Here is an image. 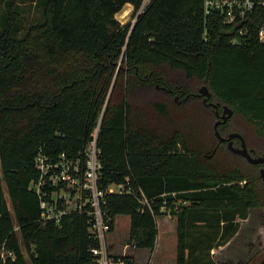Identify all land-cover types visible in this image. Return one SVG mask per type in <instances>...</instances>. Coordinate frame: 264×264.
Returning a JSON list of instances; mask_svg holds the SVG:
<instances>
[{"label":"trees","instance_id":"obj_1","mask_svg":"<svg viewBox=\"0 0 264 264\" xmlns=\"http://www.w3.org/2000/svg\"><path fill=\"white\" fill-rule=\"evenodd\" d=\"M203 1L152 0L138 14L143 0H38L42 18L24 30L25 0H0V264H94L88 214L43 221L30 185L41 149L83 154L100 117L103 184L130 180L153 209L140 191L108 196L112 229L130 217L126 243L153 250L166 206L177 217L176 264H248L210 251L264 209V163L217 137L210 102L233 109L223 136L240 132L264 154V41L233 43V27L220 12L205 16ZM127 5L134 21L118 17Z\"/></svg>","mask_w":264,"mask_h":264},{"label":"built area","instance_id":"obj_2","mask_svg":"<svg viewBox=\"0 0 264 264\" xmlns=\"http://www.w3.org/2000/svg\"><path fill=\"white\" fill-rule=\"evenodd\" d=\"M151 1L143 0L138 14ZM203 8L205 16L214 12L224 15V21L235 33L233 43L243 44L252 37L264 41V0H204ZM100 130L101 117L83 154L77 157H68L65 153L51 157L41 149L36 156L39 177L31 182L30 188L40 197L43 221L60 223L70 213L88 214L89 232L99 242L91 249L94 264H125V260L114 258L108 241L113 231V217L107 209L108 196L140 191L143 205L153 209L142 189L137 191L130 185V180L103 184L102 149L98 144ZM163 210L171 214L166 206ZM2 255L13 256V253L3 251Z\"/></svg>","mask_w":264,"mask_h":264},{"label":"rangeland","instance_id":"obj_3","mask_svg":"<svg viewBox=\"0 0 264 264\" xmlns=\"http://www.w3.org/2000/svg\"><path fill=\"white\" fill-rule=\"evenodd\" d=\"M38 0H25L22 3L23 13V27L28 28L32 23L37 22V20L42 18V5L37 4ZM127 10L126 15L118 14V17L126 22L128 20L134 21L131 17L132 7L127 5L124 10ZM122 13V12H121ZM125 13V11L123 12ZM201 87V86H200ZM178 99V96L176 98ZM1 172V165H0ZM5 194L12 210V204L10 201V196L8 189L4 182ZM168 217L167 220L163 221V217ZM159 225L163 226L164 222H168L169 233L163 240L167 242L164 252H160L157 255L158 262L160 264H175L177 260L176 250H177V217L173 214L165 213L157 217ZM241 223V230L238 235L234 238L233 243L226 246L216 247L211 249L210 253L214 260L222 261L225 259H230L237 261L242 259L248 261V264H262L264 263V209H254L252 210L250 216L246 219L238 218ZM175 223V227L173 224ZM256 231V234H254ZM130 233V217L126 214H120L115 218L114 231L110 233L108 241L111 245V250L114 251L115 255L127 254L130 260L126 261V264H147L149 257L153 259L152 253L148 251L145 258L140 255V252L129 245L127 251L124 248L127 246V237ZM159 236V235H158ZM251 237L253 239H251ZM252 240L256 244V248L253 251H248L247 243ZM151 264V260L150 263Z\"/></svg>","mask_w":264,"mask_h":264},{"label":"water","instance_id":"obj_4","mask_svg":"<svg viewBox=\"0 0 264 264\" xmlns=\"http://www.w3.org/2000/svg\"><path fill=\"white\" fill-rule=\"evenodd\" d=\"M199 93L203 96H206V97L211 95L209 87L206 84H204L200 87ZM204 101H206V98H204ZM232 114H233V109L228 105H224V110H223L222 115L214 124L215 133H216L217 137L221 141H228L229 148L233 152L238 153V154L246 157L250 162H252V163H264V154H261L258 156L253 155L251 153V151L248 149L246 140H245L244 136L242 135V133L234 131V132L229 133L228 136H223L220 133V131L218 129L219 124L222 122H226L227 119L232 116ZM235 137L240 138V140H241V146L240 147L234 146L233 139ZM260 177L264 181V167H262L260 169Z\"/></svg>","mask_w":264,"mask_h":264},{"label":"crops","instance_id":"obj_5","mask_svg":"<svg viewBox=\"0 0 264 264\" xmlns=\"http://www.w3.org/2000/svg\"><path fill=\"white\" fill-rule=\"evenodd\" d=\"M118 216V215H117ZM164 219H163V221H165V220H167L168 219V217H166V216H164L163 217ZM177 222V221H176ZM168 222L166 221V222H164L163 223V226L162 225H159V223H158V227H159V236H158V238H157V243H156V246H155V248L153 249V250H151V249H148V248H145V249H136L137 251H139L140 252V255L141 256H144V258H145V256H146V254L148 253V251L150 252V253H152V256H153V259H150V257H149V260H148V262H147V264L148 263H150V260H151V264H160L159 262H158V259H157V255H158V253H162V252H164V250H165V247H166V240H163V238L164 237H166L167 235H168V233H169V228H168V224H167ZM115 226V225H114ZM177 226V225H176ZM173 227H175V223L173 224ZM113 231H114V229H113ZM112 231V232H113ZM128 238V237H127ZM165 242V243H164ZM127 246L124 248V251H127L126 249H128V247H129V245L130 244H126ZM131 246V245H130ZM112 251V250H111ZM177 251V250H176ZM113 252V254H114V251H112ZM115 255V254H114ZM120 255H127V254H120ZM176 256H177V252H176ZM126 264V263H125ZM176 264V263H175Z\"/></svg>","mask_w":264,"mask_h":264},{"label":"flooded vegetation","instance_id":"obj_6","mask_svg":"<svg viewBox=\"0 0 264 264\" xmlns=\"http://www.w3.org/2000/svg\"><path fill=\"white\" fill-rule=\"evenodd\" d=\"M206 97V96H205ZM204 97V98H205ZM204 98H203V101H204ZM207 101V100H206ZM206 101H204V102H206ZM211 104H213L214 106H215V112H216V115H217V120L220 118V116L222 115V113H223V110H224V105H222L221 107H220V104H219V102L218 103H215V102H210ZM218 111V112H217ZM216 120V121H217ZM223 123V122H222ZM215 124V123H214ZM219 129V128H218ZM229 133H231V132H229ZM229 133L226 135V136H228L229 135ZM236 138V137H235ZM245 138V137H244ZM246 140V139H245ZM227 142V145H228V141H226ZM246 143H247V141H246ZM233 144H234V146H236V147H240L241 146V140H240V138H239V141L238 140H234L233 139ZM247 146H248V149L251 151V153L253 154V155H255V156H258V155H256V151H255V149L253 148V147H251V146H249L248 144H247ZM228 147H229V145H228ZM236 154H238V153H236ZM240 155V154H239ZM242 156V155H241ZM262 168V167H261ZM260 168V169H261Z\"/></svg>","mask_w":264,"mask_h":264},{"label":"bare ground","instance_id":"obj_7","mask_svg":"<svg viewBox=\"0 0 264 264\" xmlns=\"http://www.w3.org/2000/svg\"><path fill=\"white\" fill-rule=\"evenodd\" d=\"M124 11H125V13H123V15H126V14H127V10L125 9ZM124 11H123V12H124Z\"/></svg>","mask_w":264,"mask_h":264}]
</instances>
